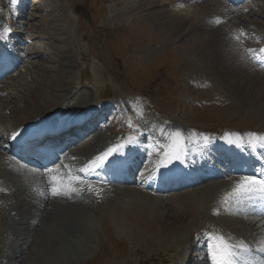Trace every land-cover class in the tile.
I'll return each instance as SVG.
<instances>
[{
	"label": "rangeland",
	"instance_id": "rangeland-1",
	"mask_svg": "<svg viewBox=\"0 0 264 264\" xmlns=\"http://www.w3.org/2000/svg\"><path fill=\"white\" fill-rule=\"evenodd\" d=\"M147 1L156 2L159 7L151 12L149 8L144 7ZM164 1L28 0L26 8L31 9L30 15L27 16L24 12L16 20L5 21L4 26H10L13 31L15 29L17 39L29 42L24 43L22 50L31 67H20L16 73H21V76L7 77L8 80L0 86H3L1 90H6L12 85L16 88L23 86L30 96L15 101L17 105L14 111L7 108L1 112L0 129L5 132L9 128L23 126L35 116L43 104L52 103L55 95L61 96L56 81L59 73H65L67 76V71L73 74L70 76L73 84L71 90L74 89L76 93L72 98L78 93H86L87 101L93 104L104 100L105 97L115 98L114 96L122 95L124 99L127 94L132 93L141 102L153 103L162 121L181 128H185L186 123L190 134L207 131V134L216 135L222 132L241 133L258 123L259 118L254 115L238 113L251 109L254 104L250 101L239 102L236 92L219 84V74L210 72L215 60L212 58V62L210 61L207 48L205 49L204 39L207 34L198 28L187 31L184 38H180L183 34L179 29L175 30L174 34L169 31L166 33L165 28L160 26V23L164 25L166 16L163 15L159 20L155 14L168 12L172 16L170 25H173L180 19L198 18L202 13H207L202 9L203 3H195L197 7L177 10L173 5L177 1ZM185 3L189 4H183ZM163 5L165 8L173 5L174 9L164 10ZM12 6L13 0H0V20L13 12ZM217 7L220 6H215V9ZM250 8L257 14L251 20L259 25L264 24V0H253ZM232 16L236 18L232 19L233 22H236L238 17L243 18L236 17L233 13ZM240 25L242 24L237 23L235 28ZM258 28L259 34L264 33V25ZM236 30L241 34V30ZM3 36L4 34L2 38ZM157 44L163 45V49L156 48ZM61 49L66 50L70 58L62 60L63 54L57 53L61 52ZM144 50L146 52L142 53ZM70 62L72 68H58V64ZM45 66H50L51 69L42 75V67ZM205 70L209 75L204 77L201 71ZM192 73L201 75L192 76ZM4 75H0V80ZM31 76L37 81L44 77L43 84L49 82L53 87L32 83ZM81 84L82 86H79ZM1 90L0 95L5 99L8 95ZM48 92L51 93L50 97H47ZM120 106L125 108V105ZM45 111H50V107ZM122 112L124 115V111ZM124 120L122 117L110 119L103 128V134H91L79 145L69 147L75 150L77 156L90 159L94 154L103 151V143L112 146L120 142L118 131L126 128ZM84 121L88 123L90 119ZM135 157L139 160L137 164H141L140 156ZM144 169L146 165L142 164L136 170L143 174ZM4 180L0 183V264H206L204 255L211 258L210 254L197 250L199 245L186 247L193 237H200L208 230L205 226L201 228L204 230L198 232V219L190 212L193 209V201L202 200L204 195L202 192H196L199 189L178 193L182 196L178 195L179 197L173 200L174 206H168L170 202L166 197L156 198L143 194L133 185L107 186L113 188L103 187L102 192L99 188L89 190V186H83L85 190L76 191L78 194L73 195L78 202L71 199L69 201L68 197L60 200L59 195L58 203L47 208L44 205L37 207V204L41 203L40 198L35 199L32 196L34 192L31 195V191L27 190L30 184L26 178L22 177L19 181L13 179L12 183ZM71 187H68L69 190L73 189ZM25 188L26 195L29 196L27 200L18 195L25 192ZM33 189L37 191L36 187ZM110 189L114 190V193ZM40 193L44 194L43 190ZM224 213L225 219L231 216L228 212ZM224 213L221 216L224 217ZM231 218L232 221L236 220L227 228H230L229 232L233 235L222 226L221 228L227 230L223 231L225 235L244 247L251 238H255L258 244L254 250L261 249L264 245V231L258 228L255 233L249 234L244 232L247 229V218ZM18 222L24 224H20L17 231L14 227L18 226ZM29 222L32 224L27 227ZM11 225L13 226L9 227ZM190 234L193 235L187 240ZM28 237L33 240L28 242ZM205 243H208V246L204 245V248H209L211 243ZM184 247L185 252H181ZM261 252H264V249ZM200 255L202 256L199 258ZM246 259L247 257L242 262Z\"/></svg>",
	"mask_w": 264,
	"mask_h": 264
},
{
	"label": "bare ground",
	"instance_id": "bare-ground-1",
	"mask_svg": "<svg viewBox=\"0 0 264 264\" xmlns=\"http://www.w3.org/2000/svg\"><path fill=\"white\" fill-rule=\"evenodd\" d=\"M178 1H180V0H178ZM190 1H193L194 3H198V4L203 3L202 9H203V11H207V13H202L200 15V17H198V18L193 17V18H188V19H180L177 22L174 21L175 24L173 23V25L172 24L170 25V23L172 22V19H171L172 16L170 14H168V12L162 11L159 13H155V14H157V17L159 20L161 19V17L163 15L166 16L164 25H163V23H160V26L162 27V29L165 28L166 33H167V31H169V33H171V34L176 33L177 29H179V30H181L183 36H186L185 34L187 31L195 29V28H198L199 31H202V33H206L207 37H205V39H204V43L206 45L205 49L207 48L206 51H208L209 55L208 54L207 55L210 57V61L212 62V58L215 60V63H214L215 65H214V67H212L213 69L212 70L209 69L210 72L211 73L214 72V74H219V76H220L219 84H223V87L228 86L227 89L233 90L234 92H236L237 100L239 102L250 101L252 104H254V106L251 109H248V110L244 109L242 111H238V113H240V114L243 113L247 116L248 115L249 116L254 115V117L259 118V122L256 124H253L251 126V127H253V129L249 126V128L252 131V132H250V134H247V135L246 134L241 135L238 133L227 134L221 141L214 142V143L218 142L214 146H212L208 143H205V145H201L202 140L199 138V141H197V142H199V146L202 147L201 149H202L203 153L201 154V156H198V162L199 163H197L196 166L190 167L188 165L187 168L192 171L193 168H196L200 165V167L203 168L204 170L205 169H211L212 170V168H213L212 164L204 163L203 161L200 160V158H202V155L203 156L209 155V156L215 158V157H220V156L224 155V153H227V152L229 153V151H242V150L244 151V152L242 151V153L244 155L245 153H247L246 147L248 145H251V144L254 145V142L258 141V140H251V137L253 136V134H255L256 137L264 136V65L261 63L263 61V58H264V53L260 52L261 48L257 47L254 44L255 40H253L254 38L260 39L262 36H260L261 34H259V32L258 33L254 32V31H256V30H254L252 32H249L252 34H249L247 32V34L243 35V37H242L240 32L236 30L237 28H235L237 26V23L238 24L243 23V24H247L250 26H261L264 24L259 25L258 23H256V21H250V20H247V21H249V22H247L244 18H241V17H238L236 22H233L232 19H227L229 17V16H227V14L231 10V8L230 7L225 8V6L223 4H221V3L219 4V2H216L213 0H190ZM148 2H150V1L145 2L144 7H146L147 9L149 8V11H151V12L154 11L156 9V7H159L156 5L157 4L156 2H152V1L150 3H148ZM205 4H207V5H205ZM215 6H220V7H223L224 9L220 10V9H218V7L215 9ZM209 13H212V15H210ZM216 13L220 14V16H216ZM149 15L150 14H148V16ZM225 19H227V20L224 22ZM222 20H223V22H222ZM214 21L220 22V23L216 24V23H214ZM3 34L4 33L1 30L0 31V37H2ZM0 43L3 44L4 42H0ZM246 52L250 56V59H251L249 62H248V59H246V57H245ZM57 53L63 54L64 58L62 60L70 58V56L67 54L68 52L66 50L61 49V52L57 51ZM252 62H254V64ZM58 68L59 69L61 68L62 70H64V69L68 70V69L72 68V64H71V62L65 63V64H58ZM50 69H51L50 66L42 67V75H45L48 72H50ZM207 72H206V70L204 71V73L206 75H209L208 74L209 72L208 73ZM3 73H5V72H3ZM66 73L68 74L67 76L65 73H62V74L59 73V77L57 78V81H56V83H57L56 87L58 89V92H61L62 95L61 96L55 95V97L53 99L55 102L53 101L52 103L47 102L45 105L43 104L42 107L36 111L35 116L30 121L28 120L29 122L26 121L25 122L26 124L24 125V127L20 128L22 131H16V130L11 131V133L13 132L12 136L18 135L19 133H22V132L27 133L28 130H36V131L40 132V130H47L48 129V130L53 132V130H57V129H53L54 127L61 128L62 126L67 125L69 123H71V125L74 128L79 127V129H82V128L86 127V125L85 126L82 125V122L87 123V121H84V120H86L89 116H91L93 111H98L99 108L93 107V104L90 103V101H87V98L85 95L86 93H84V94L78 93L75 98H72L73 95L76 93V92L74 93V89L71 90V87L73 86V84H72L70 76L73 74L69 71H67ZM18 76H21V75L19 74ZM41 78H42L41 80L39 79L37 81L35 78H33L31 76L30 81L32 83H37V84L41 83L42 85H45V86L47 84H48V86L52 84V83L50 84L49 82L43 84L44 83L43 80H45V79H44V77H41ZM100 78H101V76H100ZM15 80H17V79H15ZM7 84H8V82H7ZM79 86H82V84ZM9 87H10V89H8ZM9 87L6 88V90L0 89L1 91L5 92L4 93L5 95H8L5 99L2 97L3 99L0 100V116L1 117H2L1 112L6 110L7 108H10V109L12 108V110L16 109L15 105H17V104L15 101H17L18 99L20 100L24 96L29 95V93L27 91H25V88H23V86H19V87L17 86V88H16V87H14V85H12ZM52 87H50V89H49L50 91H51ZM54 88H55V86H54ZM7 90H9V92H7ZM20 95H21V97H19ZM47 95H48L47 97H50L51 93L48 92ZM73 99L75 102H73ZM10 100L13 102H11ZM85 100H86V102H85ZM66 101H68V102L66 103ZM98 101H97V103H98ZM83 102H85L84 105H82ZM62 103H66V104H62ZM49 107H50V111H45ZM99 111H101V110H99ZM60 120H62V122ZM78 120H80V122H78ZM4 121H6V120H4ZM60 122L62 124L61 126H60ZM1 123H2V121L0 120V124ZM152 129H154V127L150 126V129L143 130L144 134L140 135V138L143 140L144 139L147 140L148 137L151 136L150 140H149L150 142L148 143L149 146L146 145V146L141 147L143 149L142 151L139 149H134V147L132 145H130L129 143L123 142V145H125V147L127 146V153L129 154L126 158H129L130 155L140 156L142 162H141V164H139V166L142 164L146 165V169L143 170V174L147 173L149 170H155L156 171V177H161V178L163 177L164 173L160 172V169L162 170V168H164L166 166V163L168 161H170L171 159H173V161L171 162V165H168V167H171L170 168L171 171L172 172H182L185 175H189V173L183 167H184V162L188 159L189 154H192L193 157H195V155L197 153L198 146H195L197 142H195L196 140H194L196 138L191 137L190 136L191 134L189 132H186L187 130H184V129L181 130V128H179L178 126H172L167 131V135H165V133H162V135H165V136H160L156 132L154 133L152 131ZM200 131H201V128H200ZM223 131H224V129H223ZM207 133H208V131H207ZM0 134H1V132H0ZM6 137L7 136L1 135L0 140L4 141L6 139ZM187 137L191 140H187L186 139ZM60 138H61V134L59 133L53 139L52 143H55ZM159 140H161V141H159ZM153 143L157 144V146L159 148H161L162 151L156 150V148L153 147L154 146ZM71 145H72V143H69V144H67L65 149L64 148L62 149L63 152L65 150H68V152L63 154L61 160H59V161H58V159L52 160L53 163L51 166H55V164L59 163V166L55 167V171H51L50 168L47 171H31V170H28L24 166L17 164L12 158H10L8 156V154L5 152V150H3L0 146V181H1V179H5L4 181H8V182L12 183L11 181L13 179H15V180L17 179V181H19L20 179H22V177L26 178V180H28L27 183L30 184V185H28L29 187L27 186V190H29V192L31 191V195L34 192V194L32 196L35 199L40 198L41 203H38L37 204L38 206L36 205L37 207H40L42 205H44L47 208L52 207L54 205V203L55 204L58 203L57 198L59 195H63V196L67 195V196H69L68 199H71L72 201L78 202L77 198L73 197V195H75L77 192L75 190H72V189L69 190L70 188H68V185L71 187V186H73V184H76L73 187L79 192L82 190L83 186L93 187L92 182H90L89 176H90V173H92L96 169V167L93 166L92 168H89L88 165L90 164L91 161L95 160L98 156H101L103 153L102 152H100L98 154L96 153L92 156V158L85 159L84 157L77 156L75 154V150H72V147H69ZM243 145H246V147H242ZM110 148H117V147H110ZM110 148H108V149H110ZM123 151H124V149H118V152H114V153L115 154L123 153ZM257 151L260 152V150H258V149H257ZM255 153H257V152H255ZM150 157H151V160H150ZM241 158H242V155H240V156H235V155L234 156H227L225 159L220 161L218 166H217V164L215 165L219 168L220 167L229 168L230 169L229 173L235 174V176H232L231 179H229L228 181L222 180V178H225V174L222 170L219 169V170H216L214 172V175H213L211 180H209V175H207V177H204V175H200L202 177L201 180L198 178V181L194 183V185H196V186L192 189H199V191H196V192H202V195L203 194L204 195L202 196V200H199L198 202L193 201V203H192L193 209L190 212H193L192 214L195 216V219H198L197 225H196L198 232L200 230H204V228L203 229H201V228L205 227V226L209 229L210 232H208L206 235L198 237V238L193 237L192 240L186 244V247H189V248L191 245L194 246V245L200 244L199 248H197L198 246L197 247L195 246L197 248V250L199 249L203 253H208L211 255V258H213L214 257L213 256L214 244L216 243V241L213 238L214 237H223V239L228 244H230L232 246H236L235 251L237 253V256L235 258V264H237L239 262L241 263L246 258L245 257L246 254H244L240 251L239 245L236 244V242H233V241H230L229 239H227L224 236V234L220 231H221L222 226L227 228V227L231 226L232 223L235 222L236 219H234V221H232V218H231L232 216L234 218H238V217H241V219L243 218V216H240L241 213L239 212V208L240 209H246L247 208V206L245 205L246 204L245 200H243L242 202H235L234 200L229 198V201L227 203H225V197L227 196V194L231 193L233 191V189L235 188L236 184L243 178V176L242 177L238 176V173L241 170V167L235 166V164L237 162L239 163V161H241ZM263 158H264V155H263ZM105 162H108V161H105ZM105 162L102 165H104ZM139 166H138V168H139ZM125 167H127V165ZM78 175H79V178L76 177ZM53 177L56 178L55 183L52 182ZM102 178L106 179L104 177V175L102 176ZM149 178H150V176H149ZM189 178H190V176H189ZM61 180L63 181V183H60ZM73 180H75L77 182H75ZM200 183H201V185H200ZM49 184L54 185V187L61 194L52 195V188L49 187L50 186ZM10 185H12V184H10ZM34 187H38L39 191L35 192V190L33 189ZM73 187H71V188H73ZM103 187L106 188L107 185L103 186ZM122 187H126V186L123 185ZM107 188H113V187H107ZM181 188L182 187H179V189H181ZM124 189H122V190L124 192H126L125 190H127V189H125V190ZM25 190H26V188H25ZM27 190L25 192H23L22 194L18 193V195L22 196L23 199L27 200L28 199L27 197H29L26 195ZM42 190H43L44 194L40 193V192H42ZM122 190H120V191H122ZM110 191L112 193H114V190L110 189ZM185 191H188V190H185ZM181 192H183V191H181ZM48 193H50V194H48ZM178 195L179 194L171 195V196H164V197H166V200H169V202H170L168 206H170V205L174 206L173 200H176L179 196H182V195H179V196ZM40 196H42V198ZM219 203L222 204V206L220 208L218 206V205H220ZM234 208H235V210H237V212H238L237 214L235 213V210H233ZM215 210H217L219 212L215 213ZM224 212H228V214H230L231 216L229 215L230 217H227L225 219L226 213H224ZM223 213L225 214L224 217L221 216ZM250 213H252V211H250V208H249V211H247V214L251 215ZM212 214H213V216L214 215L215 216L213 217ZM204 218H208V219H212V220L211 221L205 220ZM227 219H228V221H227ZM246 222H247V227H246L247 229H245L244 232H248L249 234L250 233L252 234V233H255L258 228H259L258 230H261L262 232L264 231V219H263V221H261L259 218H256V219L247 218ZM18 223H19L18 226L14 227V228H16L17 231L20 228L19 225L24 224V222L23 223L18 222ZM31 224L32 223L27 224L26 226L28 227ZM181 224H184V223H181ZM225 225H227V226H225ZM12 226L13 225H11L9 227H12ZM227 229H228V231H230V228H227ZM20 230L22 231V229H20ZM191 235H193V234L188 235L189 238L187 237V240L190 239ZM32 240L33 239L30 237L27 238L28 242H30ZM206 241H209L211 243V244H209L210 245L209 248H204V245L203 246L201 245L202 243H204ZM255 242H256V240L251 238L250 246H255L256 245ZM23 244H25V243H23ZM186 247L181 248V252L182 251L185 252L184 250L186 249ZM258 252L259 253H257V254L262 255L263 258L261 260L260 259L256 260L257 264L259 262H261L260 264H264V252H261V251H258ZM201 256L202 255H200L199 258ZM4 258H5V256H4ZM255 258L257 259L256 255H255ZM216 259H217V257H214V261Z\"/></svg>",
	"mask_w": 264,
	"mask_h": 264
},
{
	"label": "snow or ice",
	"instance_id": "snow-or-ice-1",
	"mask_svg": "<svg viewBox=\"0 0 264 264\" xmlns=\"http://www.w3.org/2000/svg\"><path fill=\"white\" fill-rule=\"evenodd\" d=\"M243 35V33H241ZM2 39V37H0ZM261 53H264V49L260 50ZM251 140H259L264 142V136L256 137L255 134L251 137ZM123 145H118L117 148H110L107 152L103 153L101 156H98L95 160L91 161L88 165L89 168L93 166H101L114 152H118V149H122ZM122 154V153H119ZM53 183L56 182V178L53 177ZM60 183H63L61 180ZM2 190V189H0ZM61 194L55 187L52 188V195ZM229 198L235 202H242L245 199L257 198L264 200V179H257L255 177H243L235 186L233 191L225 197V202L229 201ZM216 243L214 244L213 256L217 257L215 264H235V258L237 253L235 251L236 246L228 244L223 237H214ZM241 252L248 251L244 245H239Z\"/></svg>",
	"mask_w": 264,
	"mask_h": 264
}]
</instances>
